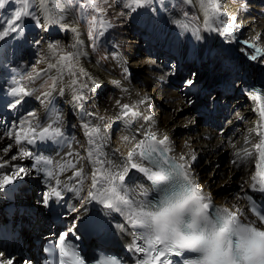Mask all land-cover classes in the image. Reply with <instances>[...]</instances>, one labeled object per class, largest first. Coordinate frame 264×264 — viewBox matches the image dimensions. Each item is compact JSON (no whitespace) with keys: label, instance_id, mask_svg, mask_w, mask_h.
<instances>
[{"label":"snow or ice","instance_id":"1","mask_svg":"<svg viewBox=\"0 0 264 264\" xmlns=\"http://www.w3.org/2000/svg\"><path fill=\"white\" fill-rule=\"evenodd\" d=\"M8 3L9 0H0V9H4ZM15 3L20 7L0 23V47L8 40H17L22 48L26 40L27 20H31L45 32L52 26L76 32L77 29L68 20L72 15L68 5L72 6V10L81 16L87 26L89 46L95 47L96 41L111 27L106 19L107 8L104 7H111L109 0H57L63 7L55 10V15L48 22L44 21L41 11V5L46 0H15ZM120 3L127 10L121 14L146 16L158 10L154 7L157 0H120ZM180 3L190 8L195 7L199 14L190 15L183 11V19L173 21L179 29L188 30L197 21H202L205 30L232 39L240 28L237 15L224 7V0H180ZM196 31L199 32V28ZM199 38L197 35V39ZM39 44V40L33 42V46ZM242 48L250 65L259 64L264 67V32L245 39ZM195 55L201 58L202 53ZM219 55H213L211 51L208 53L210 59ZM79 56V44L65 47L57 42L48 43L47 51L37 63L47 64V68L42 69L45 75L48 71L57 69L56 76H49L39 85L37 81L41 80V72L35 70L34 74L26 76L27 84L23 79L0 80V100L7 98V103L2 107L8 114L5 119L4 112H0V141L6 142L0 144V191L14 187L18 181L33 174V170L43 174L46 185L40 195L42 207L49 210L54 206L59 207L63 209L62 215L71 220L70 225L59 234L58 243L54 246V250L58 248L63 253V256L57 257L58 264H69L66 259V248L72 247L68 243L69 237L79 240L82 227L95 232L103 228L102 223L91 221L88 205L92 203L107 210L104 212L106 217L115 213L124 218L122 223L109 226L131 233L133 239L128 251L139 255L136 264H237L252 240L264 238V207L257 208L252 203L248 209L241 211L234 206L217 208L212 204L195 186L191 175L196 155L175 154L171 138L157 126L151 111L150 97L132 103L116 99L117 112L109 118L96 116L95 113L82 114V119L84 115H88L99 121L95 124L85 121L82 124L88 137V148L85 149L87 167L81 163L83 157L80 152H66L65 156L74 158L75 162H70L64 157L54 159L35 151L34 146L38 143L60 144L65 133L62 130V114L57 113L55 119H51L47 112L43 118L34 110L21 113L20 109L28 98L34 97L41 103L52 105L55 95L64 96L68 90L73 93V102L80 106L86 99L84 90L91 92L100 86L79 66ZM171 70L175 75V63L171 65ZM242 70L240 65L228 68L229 73L235 74V78L229 80V87L238 89L237 82L243 81L240 76ZM65 72L70 79H64ZM123 72L127 78L128 68L124 67ZM82 76L91 81V87L89 83L80 80ZM198 78L199 74L193 71L184 80L183 87L188 90L196 88ZM111 83L128 93L129 90L123 87L121 80H113ZM45 86L47 90L42 91ZM247 95L254 102L260 101L264 90L258 94L250 90ZM209 98L213 104L219 103L217 95L213 97L208 93L206 103ZM189 103L195 101L189 100ZM255 110L258 112V120L248 130L244 146L235 155L238 161L248 158L255 160L251 181L257 182L261 186L259 190L264 192V103L256 105ZM13 113L17 115L13 117ZM121 121L125 125L135 122L134 134L121 137L126 152L117 148L109 156L103 147L111 139L113 124ZM254 138H258L255 143ZM24 159L32 162L29 167L18 163ZM69 172L71 175L67 174ZM135 176L144 181L139 187L133 182ZM85 182L88 183L87 189ZM251 186L256 188L257 184ZM188 193H199V204L202 207L196 208L191 202L177 204L182 195ZM69 194L77 198L76 203H67L71 198ZM172 205L176 206L168 211ZM164 212L167 214L164 215ZM153 214L161 215V218L154 220ZM260 247L264 249V245ZM0 264H16V261L0 251ZM23 264L31 262L24 260ZM111 264H122V261L115 259ZM255 264L264 262L257 259Z\"/></svg>","mask_w":264,"mask_h":264},{"label":"bare ground","instance_id":"2","mask_svg":"<svg viewBox=\"0 0 264 264\" xmlns=\"http://www.w3.org/2000/svg\"><path fill=\"white\" fill-rule=\"evenodd\" d=\"M258 1L259 0H254L253 3L249 4L247 9H244L237 3L236 0H224V7L229 12L237 15L240 25L239 30L232 39L221 36L217 32L205 30L203 28L202 21L201 30L199 29V32L196 31V27H190L188 30L179 29L173 21L174 19H182L181 16L175 17L171 20L167 13H164L166 14V17L163 19L162 25L165 29L177 30L197 41H208V39H210L209 36H211L213 39L211 40L214 44L220 48L222 47L223 52L231 49L230 51L233 53V56H236L235 59H237L245 69L251 71L254 77H257L262 71V69H260L261 66L259 64H249V61L245 59L242 45L245 39L251 38L256 33L264 32V11L261 6H258ZM61 7H63V5L58 4L57 0H46V3L41 5L44 21H50V18L55 15V10ZM68 20L77 29V31L73 32L71 30L66 31L62 29L64 37L59 38H51L48 33L44 31L42 35L44 41H42L43 46L40 54L34 60L33 64L27 67L26 76L34 74L35 70L36 72H41V77H44L45 73L42 69H46L47 64H39L37 61L43 56L44 52L47 51L48 43L57 42L65 47L72 46L73 44H79V66L83 67L88 75L96 80L100 86L91 92L84 90L86 99L81 102L80 106H78L77 103L73 102L71 99L73 95L71 91L66 90L64 96L55 95L52 98V101L57 100L58 104L60 102L61 108H52V111L56 115L57 113L62 114V130L65 131L67 126L70 127L75 141L67 144L66 137L64 136L60 144L55 142H42L38 144L57 149L49 154L54 159L64 157L70 162H75L73 157H67L65 156V153L71 151L80 152L83 157L81 163L87 167L88 162L85 149L88 148V137L85 135V130L83 129L82 124L85 121H91L93 124L99 123V121L88 115H84L82 119V114L95 113L96 116L109 118L114 116L117 112V109L115 108L116 99L119 98L122 99L123 102L132 103L140 100L141 98L150 97L152 105L151 111L155 117L157 126L162 132H165L171 138L175 154L179 155L181 153H185L196 155L197 159L192 164L191 171L195 180V186L202 192L203 195L216 203L225 200L228 201V204L238 201L237 199L240 198L239 196L242 191V188L239 189L238 183H242L244 184L243 186H245V179L249 178V175L252 172V164H248L251 158L242 160L245 162L240 166L239 164L237 165V163H231L230 160H224L220 156L222 154H229L230 157L234 156V158L237 159L235 153L242 146H244L243 142L245 137L248 136V130L253 125L245 129L242 124H239L237 126V130L232 132L227 129L216 132V130H213L210 126L200 124V118L204 117L196 115V112L189 108L186 100L190 99V97H185L184 91L178 90L169 85L170 75L162 72L161 68L164 67V64L163 60L160 59V56L157 54L158 50H155L156 56L154 57H151L149 51L147 50L141 51L137 45L139 43L137 40L138 38L135 37L132 40L133 37L131 33L128 36V40L125 41L129 42V45L126 43L124 45L122 44L117 46V51L108 56L110 63L109 65H106L101 63L96 58V55L92 50L94 48L89 46L86 31L82 28L79 22L75 20L73 14L68 17ZM59 28L60 27L52 26L49 30L59 31ZM27 34L28 27L26 26V40L29 39ZM197 35H199V39H197ZM26 40L23 42L22 48L18 45L14 54L11 53L7 59L11 58V61H14L12 58L14 56V59L23 60L22 53L26 50ZM139 54H143V57L141 56L139 58ZM228 54H230V52H228ZM113 57L116 58L114 59ZM149 61H154V63H150ZM124 67L128 68L127 78H125V73L123 72ZM135 70L144 71L145 75L139 78V80L133 81L130 74H132ZM169 72L171 73L172 70ZM46 75L56 76L57 69L48 71ZM161 77H163V79H161ZM13 78L20 79L16 75H14ZM64 79H70L67 72L64 73ZM80 80L89 83L90 87L92 86L91 81H88L87 77L82 76L80 77ZM113 80H121L123 87L129 90L128 93L122 92L120 88L113 85L111 83ZM202 80L203 78H201V81ZM24 82L25 84L28 83L26 77ZM178 88L184 89L183 86L180 85ZM46 90L47 86L42 89V91ZM186 96H190V94L186 93ZM27 104L30 106L31 110L37 111L42 118L49 106L45 103H41V101L36 100L34 97H29ZM164 106L169 107L170 110L166 111ZM51 119H55V116H51ZM254 123L255 121L252 120V122L248 124L250 125ZM189 126H194V128L192 127L193 129L186 130L184 133L179 134V130H181L180 128H186ZM135 128V122L131 125H125L122 121L114 123L110 132L111 139L103 147L104 152L109 156L117 148H119L121 152H126V147L122 143L121 137L122 135H133ZM3 143L6 142L0 141V144ZM253 143H255V139L253 140ZM203 155H205V160L200 163L199 160ZM30 162L31 161L28 159L18 161V163L24 165L25 167H29L28 163ZM208 163H210L212 170L205 173L203 172L202 167L208 165ZM67 174L71 175V172ZM35 178H37L38 182V177L36 173L33 172V174L29 175L25 179L18 181L14 187H10L7 191H0V200H4L5 197L4 204L6 207L10 204L15 205L7 208L3 207V209L0 210V213H6V220L10 219L9 222L10 227H12L13 230V236L17 238L18 235L14 231V221L17 220L18 216V214H15L17 209L16 206L22 205V198L27 199L30 196L26 190L32 187L35 182ZM133 182H135V186L139 187L144 181L138 176H135L133 178ZM222 185H233L234 187H229V189L225 192H218V188ZM39 186L40 185L38 183L37 191L38 193H41L39 192ZM143 186L147 187V185ZM38 193L34 191L35 197H37ZM238 204L239 203H237V205ZM37 205L42 207L39 202ZM59 215L63 216L61 211L59 212ZM116 215L118 214L114 213V219L117 218ZM35 216L37 217L36 219H38L37 222L47 220V215L42 217L44 215L40 216L35 214ZM5 225L6 221L2 219V222L0 223V232ZM32 231H35V229H32ZM125 233L128 234L129 231L125 230ZM23 243L26 244L25 241H23ZM4 250V248L0 247V251L5 254ZM5 256L11 257L8 254H5ZM12 258L15 259L16 264H22L16 257Z\"/></svg>","mask_w":264,"mask_h":264},{"label":"rangeland","instance_id":"3","mask_svg":"<svg viewBox=\"0 0 264 264\" xmlns=\"http://www.w3.org/2000/svg\"><path fill=\"white\" fill-rule=\"evenodd\" d=\"M236 1L239 5L243 4L244 9H247L249 4L254 2V0H236ZM109 3L111 5V7H108L107 5H105L104 7L107 8L106 19L110 23L111 27L106 29L105 35L103 37H101L98 41H96L95 47H92L95 49V50L94 49H92V50L94 51L96 58L101 63H104L106 65L107 64L109 65V63H110L108 56L110 54H114L117 51V46H120L122 44L124 45L126 43H127V45H129V42H125V41L128 40V36L131 33H132L131 35L133 37L132 40L135 37L138 38L137 40L139 41V43L137 45L141 51L147 50V51H149V54L151 57L156 56L155 50H157V49L150 47V40L146 41L144 38H145V34H147L146 31H148L147 27H149L150 24L156 25V26L159 25V27H163V25H162L163 19L166 17L165 16L166 14H164V13H167L168 17L171 20L174 19L175 17H179V16H181V18L183 19V16H182L183 11L189 12L190 15L191 14H198L197 10L194 7L190 8L187 5H182L180 3V0H157V4L154 7L158 10L152 11L150 14H148L146 16H136V14H132V13L121 14V13H126L127 10L122 7L120 0H109ZM165 5H167V7H165ZM258 6H261L263 8V11H264V0H259ZM18 7H20V5L16 4L15 0H9V3L6 4L5 8L0 9V23H3L4 21H6L8 19V17L12 16L14 9H16ZM68 7H69V10L72 11V14L74 15L75 20H77L79 22V24L82 26V28L87 32V26L85 25L81 16L77 12L72 10L71 5H68ZM141 11H143V10H141ZM26 25L28 27L27 37L29 38L28 39L29 43H27L26 50L22 53L23 60L22 59H16L22 63V67L25 68V71H26L28 66H31L33 64L34 60L40 54V51H41L42 46H43L42 41H44L43 40L44 38L42 36L44 31L40 27H38L36 24H34L31 20H27ZM191 27H196V29L199 28L201 30V21H197ZM47 33H48L49 37H51V38L64 37L63 31L61 28H59V31L49 30V31H47ZM209 38L210 39H208L206 45H212V46L214 45V47L216 49L215 53L220 54L218 57L215 58V62H217L215 64H219L220 67H223V64H224L227 66V69H228L231 66V63L229 61L225 62L222 59V57H223L222 47L220 48L219 46L214 44L211 36H209ZM35 40L40 41V44L38 46H33V42ZM10 41H11L12 46H14V44L17 45V43H18L17 40H10ZM129 41H130V39H129ZM89 44H90V42H89ZM97 45H98V47H97ZM13 49H14V51L12 52V54H14V52L16 51L15 48H13ZM160 53H161V51H160ZM160 53H159V51H157V54L159 56H160ZM230 54H231L230 56H227V54H226L225 58L231 59L233 53L231 52ZM141 56L143 57V54H139V58ZM12 58H13V60H15L14 56ZM8 59L11 60V58H8ZM230 61L231 62L235 61L236 63H239L237 59H231ZM25 64H27V65L25 66ZM241 68L243 69L241 74L243 75L245 72L246 78L254 77V75H252L251 71H249L248 69H245L242 65H241ZM143 75H145L144 71L135 70L132 74H130V77L132 78L133 81H137V80H139V78L143 77ZM47 76L49 77L50 75H44V77L42 76L41 80L37 81V85H39V83L41 81L47 79L48 78ZM199 80H201V78ZM231 102H233V100H231ZM59 105H60V102H59ZM164 109L166 111L170 110V108L167 106H164ZM200 119H201L200 124L205 126L206 124L204 123L203 118H200ZM192 127L194 128V126H191V127L189 126L186 128H180L181 130H179V134L184 133L186 130L193 129ZM213 130H215V129H213ZM220 157L224 160H227L228 155L222 154ZM204 160H205V155H203L199 161H200V163H202V162H204ZM25 163H26V161H25ZM202 170L205 173L210 172L212 170L210 167V163H208V165L203 166ZM37 185H38L37 178H35V182L33 183L32 187H30L28 190H26V192L30 196L27 199L22 198V201H23L22 205L29 203L30 205L35 206V208H39V209L41 208V206L39 207L37 205V203L38 202L40 203V201L39 200H38V202L36 201L39 198V196L41 195V193H38V191H37ZM229 187H234V186L233 185H231V186L222 185L218 188V192H225L226 190L229 189ZM34 191L38 193L37 197H35ZM4 200H5V197H4ZM4 200H0V210L3 209V206L1 205V203L4 204ZM18 210H19V208H17L15 211V214H18V216H17V220H15L14 223L17 224L16 226L18 228H22L24 225V223H23L24 220H22V216H21V214L18 213ZM1 215L4 217L2 219H4V220L7 219L6 213H0V216ZM38 215L42 216L39 213H38ZM33 216L35 217L34 219L37 218L35 216V214ZM42 217H45V216H42ZM36 220H38V219H36ZM19 237H20V235H18V238ZM24 237H25L26 241L29 240V238H28L29 236L23 232L21 235L22 240ZM4 251H5V254L7 255L8 253L6 252V250H4Z\"/></svg>","mask_w":264,"mask_h":264},{"label":"clouds","instance_id":"4","mask_svg":"<svg viewBox=\"0 0 264 264\" xmlns=\"http://www.w3.org/2000/svg\"><path fill=\"white\" fill-rule=\"evenodd\" d=\"M199 195V193H188L186 195H182L181 200L178 201L177 204H185L191 202L196 208H200L202 206L199 204ZM175 206L176 205L170 206L168 211H171V209ZM163 214L166 215L167 212H164ZM160 218L161 215L153 214L154 220H159ZM227 227L228 224L226 223L225 228ZM260 245H264V238L252 240L245 250V255L241 258L240 261L237 262V264H255L257 259H259L261 262H264V249H262Z\"/></svg>","mask_w":264,"mask_h":264}]
</instances>
